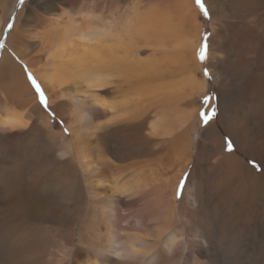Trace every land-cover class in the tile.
Returning <instances> with one entry per match:
<instances>
[{
	"label": "bare ground",
	"instance_id": "bare-ground-1",
	"mask_svg": "<svg viewBox=\"0 0 264 264\" xmlns=\"http://www.w3.org/2000/svg\"><path fill=\"white\" fill-rule=\"evenodd\" d=\"M38 1L41 6L38 5L37 8L43 6L41 12L44 15L32 16L28 8L21 12L12 29L8 46L15 51L17 58L25 61L26 73L35 77L48 100H59V114L62 115L64 106L69 105L68 117L73 121L74 127L79 131L85 129V134L81 136L73 132L72 148L81 172L79 178L86 184V191L107 198H114L119 194V184L112 176V163L108 160V166L105 164L103 167L102 159L87 138L86 128L94 127L95 137L108 147L100 156L107 158L110 149L109 157H113V146L120 147L124 156H128L131 150L141 151L142 144H138L137 138L141 135L142 126L149 121L152 114H156L165 124H169L167 128H160V136L168 138L166 154L173 159V164H182L185 169L192 162L195 172L196 167L204 165L205 159L209 165L205 170H209L215 177L216 198L225 205L223 207L229 224L235 223L243 214V230L256 220L260 225L259 232H262L264 0H230L228 4L219 0H204L211 11V34L216 35L215 39V35L210 40L206 39L208 49L204 61L199 58V50L205 40L199 35V14L193 0H156V3L154 0H139L138 3L126 7L123 12L121 0ZM168 1L172 2L171 6V3L165 5ZM144 2L147 3L142 7ZM158 5L164 7L161 9ZM141 8L143 11H140ZM52 12L58 14L51 15ZM215 20L223 23L231 20L236 27L235 40L229 42L228 48L223 43L228 39L222 29L224 27L216 30L213 27ZM218 40L222 43L218 44ZM140 46L149 50H142ZM22 47L26 48V53L21 50ZM148 51L149 54L141 58L140 55L147 54ZM204 67L212 77L213 85L202 79L200 71ZM21 69L4 54L0 60V82L3 80L14 85L13 99L18 103L20 92L26 91L30 97L21 101V106L27 107L32 103L35 109L38 107L36 98L25 81L24 70ZM102 89L108 94V99L98 93ZM223 89L228 91L227 102L216 106L215 99L221 97ZM205 97L209 99L205 100ZM230 97L234 103L229 100ZM202 100L208 107H214L212 111L215 110L216 114L204 130L213 132L217 140L213 144L204 146L202 143L197 147V139L191 132L196 118L195 107L199 108L197 103ZM11 104L14 105L13 102ZM5 107L0 106V127L12 129L20 126L21 115L14 108L10 110ZM202 113H206V110ZM37 115L39 118V114ZM42 115L44 117L40 118L45 119V115ZM68 127L70 131H74L70 123ZM203 133L201 136L205 138ZM109 137L112 138L113 145L108 141ZM228 141H231L233 147L231 153L225 154L223 150H227ZM213 154L217 156L211 162L210 156ZM247 160L256 161L255 168L247 167ZM132 167L133 164L130 168ZM198 194L194 190L192 197L196 199ZM255 202L263 205L259 211L251 208ZM210 203L208 201L209 206ZM110 225H104L107 232ZM168 229L157 232L154 239L161 240L164 233L169 234ZM230 231L232 230L229 233ZM180 234V238H183L180 245L189 244L190 250L196 251L202 258H219L221 252L218 248L224 246L221 245L222 240L218 243L210 242L206 237L199 236L197 230L192 235L182 232ZM114 243L113 236L108 233L98 252L105 255L102 252ZM175 244L171 249L170 246L167 247V250H172L176 247ZM233 244L230 250H224L227 256L233 251V246L235 248ZM128 250L136 259L139 256L143 259L149 254L147 250L139 253L133 242L128 245ZM82 255L79 253L77 256L83 258ZM155 260L156 256L152 258V263ZM81 264L100 263L84 258Z\"/></svg>",
	"mask_w": 264,
	"mask_h": 264
},
{
	"label": "rangeland",
	"instance_id": "rangeland-1",
	"mask_svg": "<svg viewBox=\"0 0 264 264\" xmlns=\"http://www.w3.org/2000/svg\"><path fill=\"white\" fill-rule=\"evenodd\" d=\"M121 1L120 6L123 12L128 6L138 3L139 0ZM154 1L156 3V0ZM194 1V7L199 14L197 21L199 35L204 40L205 38L210 40L215 35L211 34L210 7L203 0L209 13L205 17ZM219 1L228 4L230 0ZM39 3L38 0L35 2L33 0H0V60L4 54H7L20 69L23 67L21 70L25 71H23L25 81L38 105L35 109H33L32 103L27 107L21 106V101H26L27 97H30L26 91L20 92L22 95L20 94V103H18L13 99L14 85L3 80L0 82L2 89L0 91V106H6L5 108L10 110L14 108V111L22 118V124L16 128L2 129L0 127V264H81L84 258L90 262L96 260L100 264H221L222 261V264H264V229L262 228V232H259L260 225L256 223L258 221L253 220V223L244 227L246 229L243 230V214L235 223L229 224L225 205L216 198L215 177L209 173V170H205L209 167L206 160H203L204 165L196 167L195 172H193L192 162L185 169L182 164L174 165L173 159L166 154L168 138L160 136V128H167L169 124H165L156 114H152L149 121L142 126L141 135L137 138L138 144H142L141 151L131 150L128 156H124L121 148L116 146L111 149L113 157H109L110 149H108L107 158L103 155L100 156L99 154L108 147L95 137L94 127L86 128L87 138L92 142V148L102 159L103 167L108 166V160L110 164L112 163L110 165L112 176L119 184V194L114 198H107L86 191V184L82 178H79L81 172L72 148L73 132L81 136L85 134V129L79 131L74 127L73 121L68 117L69 105L62 108V115L59 114L58 104L60 102L58 99L51 102L46 97L48 110H45L28 79L25 61L20 57L17 58L15 51L8 46L12 29L18 21L20 13L28 8L32 16L42 14L43 6L37 8L38 5L41 6ZM146 3H142L141 6L144 7ZM166 4L171 6L172 2H165ZM158 6L161 9L164 7L163 5ZM166 8L167 6H165ZM140 11H143L142 8ZM57 14L52 12L51 15ZM34 20L35 18H33ZM227 21L228 23H223L220 20H215L213 27L216 30L224 27L222 29L226 34L225 38L228 39H225L226 41L223 43L228 48L229 42L235 40L236 27L232 23L233 21ZM7 23L13 24L10 31L6 27ZM39 26L42 27V25ZM215 37L216 35L214 39ZM219 43H222L221 40H218ZM140 48L145 51L149 50L143 46ZM21 50L25 53L27 51L24 47ZM148 54L149 51L140 56L145 58ZM200 72L203 80L209 85L214 84L212 77L204 74L205 67ZM222 92L221 97L215 99L216 106L227 102L228 91L223 89ZM98 93L105 99L109 97L104 89ZM229 100L234 103L231 97ZM56 105L57 109L55 110ZM197 107L199 108L195 107L196 118L193 122L191 135L197 139L196 146H201L202 143L204 146L213 144L217 137L213 136V132L204 130L208 124L203 122L201 114L206 110V113L211 116L214 107H208L204 100L198 101ZM42 113L45 115V119L40 118L43 116ZM51 113L55 115L53 116ZM37 114H39V118H37ZM68 123L72 125L74 131H70ZM203 131L205 132L203 133ZM202 133L205 134L206 139L201 136ZM108 141L113 145L111 137ZM223 153L231 152L224 148ZM216 156V154L210 156L211 162L216 159ZM147 159L150 160L145 162ZM246 162V166L252 169L257 163L253 160ZM132 164L134 167L130 168ZM185 179L183 193H178V187ZM194 190L199 193L196 198L197 202L192 197ZM208 201L211 202L210 206ZM260 203L255 202L251 207L252 210H260L261 206L263 207ZM106 224H111L108 232L104 229ZM166 228H169V234L164 233L161 236L162 239L156 241L154 239L156 233L162 230L167 231ZM196 230L200 234L199 236L206 237L210 242L223 241L221 243L224 245L223 248H218L221 252L219 258L208 260L202 258L196 251L190 250L189 244L180 245L183 240L180 238V232L192 235ZM229 230L232 231L229 233ZM108 233L113 236L115 243L102 252L105 255H101L98 250L102 247L99 246L104 238L108 237ZM199 241L202 240L199 239ZM132 242L139 253L147 250L149 254L143 259L140 256L136 259V256L128 253V245ZM174 243H176V247L170 251L167 250V247L170 246L171 249ZM233 243L235 248L233 246V251L227 256L224 250H230ZM79 253L84 255H82L83 258L77 256ZM154 256H156V260L152 263Z\"/></svg>",
	"mask_w": 264,
	"mask_h": 264
},
{
	"label": "snow or ice",
	"instance_id": "snow-or-ice-1",
	"mask_svg": "<svg viewBox=\"0 0 264 264\" xmlns=\"http://www.w3.org/2000/svg\"><path fill=\"white\" fill-rule=\"evenodd\" d=\"M197 6L200 8L203 16L207 17L209 15L208 13V9L205 6L203 0H195ZM6 27L9 29V31L12 29L13 24L12 23H7ZM207 49H208V45H207V41L205 38V42L201 45L200 50H199V58L201 61H204L206 59L207 56ZM206 76L209 75V73L207 72V69H205V73ZM28 79L30 80L33 88L35 89L36 93L39 96V101L41 103V105H43V107L45 108V110H48V104H47V98L45 96V93L41 87V85L37 82V80L35 79V77H33L31 75V73L28 74ZM205 100H208V97L204 98ZM53 116L55 115L54 113H51ZM215 110L212 111V115L209 116L207 113H202V118H203V122L207 125L209 123V121L215 116ZM232 143L231 141H228L227 143V150L231 151L232 150ZM186 183V179L181 181L180 186L178 187V193H183L184 190V184Z\"/></svg>",
	"mask_w": 264,
	"mask_h": 264
}]
</instances>
